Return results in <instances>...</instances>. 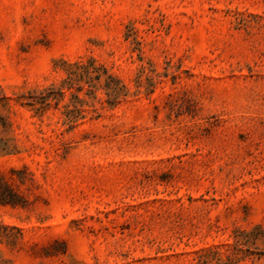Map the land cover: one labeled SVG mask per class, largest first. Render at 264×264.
<instances>
[{
    "label": "rangeland",
    "instance_id": "rangeland-1",
    "mask_svg": "<svg viewBox=\"0 0 264 264\" xmlns=\"http://www.w3.org/2000/svg\"><path fill=\"white\" fill-rule=\"evenodd\" d=\"M0 184V264H264V0H0Z\"/></svg>",
    "mask_w": 264,
    "mask_h": 264
},
{
    "label": "trees",
    "instance_id": "trees-1",
    "mask_svg": "<svg viewBox=\"0 0 264 264\" xmlns=\"http://www.w3.org/2000/svg\"><path fill=\"white\" fill-rule=\"evenodd\" d=\"M94 63V61H89V66L92 68V70H88L87 67L82 68V72L79 75L78 80L82 81L85 79L84 82L87 84L89 89L88 94L92 96L93 99L97 98L95 93L98 90H102L105 95L104 102H106L109 107H115L123 97L127 96L128 91L117 77L108 74L104 67L95 66ZM74 65H76V63ZM102 76H106L104 82L101 81ZM73 77H76V73L69 71L67 73V78L63 80L57 88L50 87L37 94L32 92L27 97H24V104L32 107L38 114L44 113L50 107L52 102L57 104L58 101L63 98L65 90L72 88ZM80 114L81 111L78 113L67 111L65 113V123L70 125V127L75 125L78 118H82V115ZM1 188L2 185L0 184V205L9 204L15 206L17 202L15 194L10 192V197H7V195L1 191Z\"/></svg>",
    "mask_w": 264,
    "mask_h": 264
}]
</instances>
